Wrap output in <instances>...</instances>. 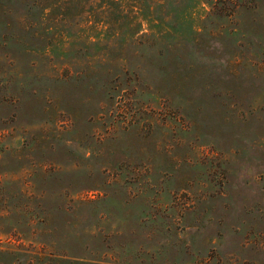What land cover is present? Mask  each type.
Masks as SVG:
<instances>
[{"label": "rangeland", "instance_id": "374dc122", "mask_svg": "<svg viewBox=\"0 0 264 264\" xmlns=\"http://www.w3.org/2000/svg\"><path fill=\"white\" fill-rule=\"evenodd\" d=\"M0 264H264V0H0Z\"/></svg>", "mask_w": 264, "mask_h": 264}]
</instances>
